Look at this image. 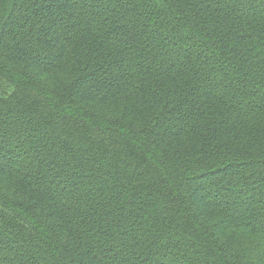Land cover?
I'll use <instances>...</instances> for the list:
<instances>
[{
  "label": "trees",
  "instance_id": "trees-1",
  "mask_svg": "<svg viewBox=\"0 0 264 264\" xmlns=\"http://www.w3.org/2000/svg\"><path fill=\"white\" fill-rule=\"evenodd\" d=\"M0 264H264V0H0Z\"/></svg>",
  "mask_w": 264,
  "mask_h": 264
}]
</instances>
